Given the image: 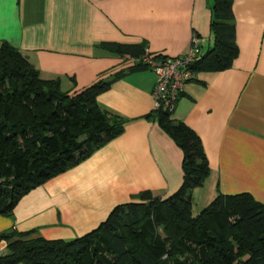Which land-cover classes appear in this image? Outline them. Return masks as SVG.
I'll use <instances>...</instances> for the list:
<instances>
[{
	"label": "crops",
	"instance_id": "0c3cea01",
	"mask_svg": "<svg viewBox=\"0 0 264 264\" xmlns=\"http://www.w3.org/2000/svg\"><path fill=\"white\" fill-rule=\"evenodd\" d=\"M212 0H0V45L16 47L42 78L78 92L110 86L98 105L124 120L120 135L74 167L25 194L0 233L70 241L95 229L120 204L148 190L166 198L183 180L182 150L151 118L155 76L102 42L145 45L151 55L183 54L195 33L213 45ZM238 55L218 72L193 73L172 111L200 138L210 174L193 190L198 211L217 194L248 193L264 203V0H232ZM7 241L0 240V254Z\"/></svg>",
	"mask_w": 264,
	"mask_h": 264
},
{
	"label": "trees",
	"instance_id": "16d2710c",
	"mask_svg": "<svg viewBox=\"0 0 264 264\" xmlns=\"http://www.w3.org/2000/svg\"><path fill=\"white\" fill-rule=\"evenodd\" d=\"M211 10L213 45L191 66L193 73L226 70L239 52L232 0H212ZM98 46L135 58L146 48ZM118 76L70 93L58 78H42L16 47L1 43L0 215H10L29 191L122 133L124 120L96 100ZM146 117L182 150L180 187L163 199L141 191L137 201L115 206L95 229L70 241L1 232L7 246L0 264H264V203L248 193L217 194L194 215L193 190L210 174L200 138L172 112L152 109Z\"/></svg>",
	"mask_w": 264,
	"mask_h": 264
},
{
	"label": "built area",
	"instance_id": "2783aa9c",
	"mask_svg": "<svg viewBox=\"0 0 264 264\" xmlns=\"http://www.w3.org/2000/svg\"><path fill=\"white\" fill-rule=\"evenodd\" d=\"M200 39L193 33L186 51L174 57L151 55L147 48L138 57L122 55L125 59L139 64L153 72L155 84L152 89L153 109L172 112L184 85L192 76L191 66L202 57Z\"/></svg>",
	"mask_w": 264,
	"mask_h": 264
},
{
	"label": "rangeland",
	"instance_id": "374dc122",
	"mask_svg": "<svg viewBox=\"0 0 264 264\" xmlns=\"http://www.w3.org/2000/svg\"><path fill=\"white\" fill-rule=\"evenodd\" d=\"M61 88L64 90L65 89V87L64 86H62L61 85ZM199 204H195V202H194V205H193V214L195 215V214H197V211H198V206Z\"/></svg>",
	"mask_w": 264,
	"mask_h": 264
}]
</instances>
